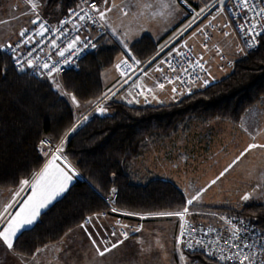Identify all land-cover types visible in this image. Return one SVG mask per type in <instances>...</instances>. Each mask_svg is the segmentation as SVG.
Wrapping results in <instances>:
<instances>
[{
  "label": "trees",
  "instance_id": "trees-1",
  "mask_svg": "<svg viewBox=\"0 0 264 264\" xmlns=\"http://www.w3.org/2000/svg\"><path fill=\"white\" fill-rule=\"evenodd\" d=\"M79 1L49 0L48 7L58 6L64 15ZM190 1L199 5L211 0ZM182 22L161 40L143 34L127 51L143 61L148 59ZM127 51L111 34L99 35L94 48L83 54L77 66L60 75L63 89L80 102L98 101L107 90L103 72ZM16 68L6 48L0 47V69H6L0 72V189H14L21 180H30L45 164L42 139L58 142L73 128L63 152L81 175L14 244L16 253L30 256L62 239L87 217L114 213L112 207L135 214L183 210L186 195L176 183L151 172L139 173L133 162L147 144L188 130L191 122L221 119L236 123L263 100L264 35L256 49L234 61L229 74L177 101L134 105L108 98L107 114H89L78 122L81 112H76L51 78L18 72ZM113 188L117 196L109 204L106 199ZM204 209L237 213L264 225V202ZM186 255L193 264H224L201 252Z\"/></svg>",
  "mask_w": 264,
  "mask_h": 264
},
{
  "label": "rangeland",
  "instance_id": "rangeland-1",
  "mask_svg": "<svg viewBox=\"0 0 264 264\" xmlns=\"http://www.w3.org/2000/svg\"><path fill=\"white\" fill-rule=\"evenodd\" d=\"M174 1L176 2L177 5H179L178 0H174ZM48 2L49 0H39V7L37 8L36 12L39 14L42 21L47 22L52 26H57V24H59L62 21L66 13L64 15L61 14L58 6L48 7ZM82 2L83 0H80L76 6L70 7L69 9L77 7ZM174 10L175 11L173 15L177 16L179 13L178 11L179 9L177 10L174 8ZM183 12L186 18V13L184 10ZM33 19H36V14L31 13V9L29 8L25 0H0V21H3V23H0V47L5 49L8 44L14 42L20 36L19 33L32 24L30 23V21ZM104 30L108 31L106 27H104ZM94 35L96 34H93V36ZM170 35L171 33L169 34V36ZM195 36H199V35H195ZM166 39L161 43V45L165 43ZM191 39L192 37H190L189 43L194 46ZM202 39L206 41L205 38L202 37ZM237 46L238 48L235 50L236 54L234 55L235 56L234 59L236 57H239L240 55H238V53L240 54L243 51L242 48L239 46V44ZM194 49H195V53H197L196 55L198 57L200 56L202 60L205 61L207 67L206 70H208L209 76L211 79L214 80V82L226 75L227 72L224 71H230V70L232 71L234 66V62L232 63L233 58L232 56H230L231 57L230 59L227 58L226 56L227 53L221 47L220 44H216V43L212 44L211 42L207 44V48L201 46L197 48L194 46ZM243 52L244 54L247 53L245 51ZM129 56H133L134 58L139 59L136 56H134L130 51H127L126 54L120 57L119 60L116 62V64H114V66H116L117 68V71H118L117 65L119 64V62L125 58H129ZM209 57L210 60L214 62L213 65H211L213 73L210 71L208 65ZM227 59H229L230 62ZM114 66H112L110 69L106 71L105 77L107 75L115 76L112 69ZM61 74L62 73L58 72V73H54L53 75L55 76L56 80L59 81ZM139 75H145V74H139ZM122 78L123 76L121 75V77H119L117 81V84L112 88H110V86H108L105 81L104 84L107 89L105 94H108L110 91L114 90L122 81ZM51 80L53 79L51 78ZM160 82H162V76L159 74V76H157L156 78V81L151 80V83H149L147 87L139 86L135 90V93L136 94L143 93L144 94L143 96H150V94H152L151 92H153V89L151 87L152 86L156 87L157 84ZM59 84L61 86L60 89H57V87L56 89L74 107L76 112L78 113L81 112V115L78 118L77 122L84 119L85 117H88L89 114H96L97 112L100 113L98 109L100 107H102L103 109L106 107V101L108 98L117 99L116 98L117 96H123L124 93L127 94L128 92L127 90H129V92L133 94V90L135 89V88L134 89L130 88V86H125V84L123 83L119 85V87L115 91L110 93L102 102H100V100L104 98L106 95H104L101 99H99L94 103L80 102L79 100H77L79 102V106H77L76 104H73L70 98L72 94L66 92L63 89L60 81ZM164 85L165 88L171 87L169 86V84L166 83H164ZM143 88L144 89L151 88V91H148L147 89L144 90ZM171 92L176 95V92H173L172 90ZM64 93H68L70 95H65ZM180 95L183 96V94L179 93V96ZM254 110H257L258 116H261L259 114H262L261 118H263L264 113H262L263 112L262 108L255 107ZM216 120H220V121H213V122L211 121L208 123L191 122L189 123L190 127L188 130H185L177 134L179 136L177 137V139H172L171 137L163 140L150 142L149 144H147L142 155L136 158L133 162V168L139 173L151 172L158 176L160 175L159 173H162L165 176L168 177L173 176L174 178H177L180 181H182V183L185 185V189H186L185 193H187V197H186L187 200L192 198L193 196H196L197 193H199L200 194L199 201L194 202L192 205H188L189 213H190L189 218L191 217L193 218V216L195 215V211H200L202 212L203 215L193 220L205 221V222L207 221L212 224L218 222L219 219L216 217L214 211L204 209L206 206L240 207L248 201L264 202V187H263L264 148H259L257 150L256 147L254 149H251L239 161L233 164L232 161H235L237 159L236 157H238L239 153L236 148L227 152H226L227 149L230 150L232 148H228V147H226L227 149L223 148L224 144L227 142L230 136L228 138L226 137L225 139L226 142H222L223 141L222 136L225 135L226 133L223 134V132H221V127L222 124H224L227 120L226 121L221 119H216ZM227 122L230 123L231 121H227ZM238 122L236 123L231 122V123L237 126ZM197 137H201L202 139L198 141ZM49 140L53 144H58L61 139L58 142H55L51 139ZM173 141L174 142L180 141L179 144L175 145V147H178L179 152L183 153L181 158H179V155L176 153V151L172 149ZM195 141H198L199 143L197 145V149L195 150V153L193 154L191 148H192V144L195 143ZM65 143H64V147H65ZM49 158H50L49 156L45 155V161H47ZM225 162H230V164H224ZM229 165H232V167L229 168ZM225 169H228V171L225 172ZM222 172H224L223 176L220 175ZM217 174L220 175L218 176L219 179L216 178L215 179L216 182L212 183L214 179L211 178L212 177L215 178ZM31 180L32 178L29 181ZM246 194L250 195V199L247 201L242 199V197ZM3 199H0L2 200L1 202L4 201ZM111 209H113V207ZM161 212H178V211H161ZM99 214H103V213H99ZM152 214L154 213L138 214V217L136 218L138 223L137 226L134 227L135 228L139 227L140 231H133V229H135L134 227H131L130 231L129 229L128 231L125 230V228L117 229L119 233L121 231H127L128 233L131 232L135 233L133 234L135 238L132 239V241H130L129 243H127V247L117 250L116 253V259L118 261L117 264H193L191 263L189 257L184 253L183 255L185 259L182 261L180 256V251H178V249L180 248L177 243V228L179 226L180 219L175 216L162 217V216H155ZM96 215L97 214L92 216H96ZM117 218L118 219L112 218V220L121 221V219H123L122 217H117ZM142 221L143 222L148 221V223L144 224V229H143ZM105 235L106 234L102 235L103 238L107 237L108 239V236ZM64 237L55 243L61 242L62 240H64ZM130 237H132V235ZM16 256L21 260L17 262H13L12 258H15ZM0 264H36V261L32 259V255L30 256L22 255L16 253L13 249L8 250L5 246L0 245ZM49 264H53L52 261H49Z\"/></svg>",
  "mask_w": 264,
  "mask_h": 264
},
{
  "label": "built area",
  "instance_id": "built-area-1",
  "mask_svg": "<svg viewBox=\"0 0 264 264\" xmlns=\"http://www.w3.org/2000/svg\"><path fill=\"white\" fill-rule=\"evenodd\" d=\"M178 3L186 13V18L182 24L148 59L143 61L136 59L133 56H129V58L121 60L118 64V71L123 76V78L119 85L128 83L133 76L146 74L152 67H154L162 76L163 84H169V86H171V90L175 86L177 88V95L182 92L183 95L188 94L196 89L204 88L214 82V80L210 78L208 70H206L207 67L205 61L202 60L200 56L198 57L196 55L197 53H195L194 46L189 43L190 37L199 35L206 40H209L212 37V33L216 30L217 20L220 18H223L225 25L232 29L237 38L239 46L245 52L256 49L260 43L261 36L264 35V24L259 23L261 17L255 16V13L259 11V8L264 7V5L259 3H257L256 8H254L252 11H248L246 15L243 5L240 4V0H225L224 5H220L219 0H211L207 4L199 5H196L190 0H178ZM78 6L71 8L66 12V15L63 17L62 21L67 20V23L61 24L60 22L57 24V26H52L49 23L41 20V22L45 24L46 28L52 29L51 32H46L44 36H36L35 32L38 30L39 25L31 24L26 28L29 31L25 37L19 36L14 42L11 43L13 46H15L18 42L20 43L21 46L16 49V55L24 64L25 71H28L30 74L40 78H48L46 71L42 68H37L34 72L33 69L27 67V60L31 59L34 64L39 63L41 65L43 63L52 64L54 61H58V67L61 69L59 73H63L66 70L77 66L83 54L94 48L93 45L95 46L97 36L108 32L104 30V27H101V24H103L102 21L98 19V16L95 12H92L88 9V6L84 0ZM80 7H83L85 11H88L89 15H92L95 18V22L93 20L87 19L85 21H81L78 19V17L71 14L73 10L79 11ZM218 8H222L224 11L218 13ZM202 9L204 10L203 12L201 11ZM253 17H255V22L258 23V27L255 29V31L260 32L261 35L256 37L254 42L255 46L249 48L246 47L245 41L249 40L251 34L246 35L245 33H242L238 25L244 24L245 20L252 19ZM58 28H63V33L56 31ZM93 34L96 35L93 36ZM29 35L33 37V43L24 45L23 40ZM53 36L57 38V48H52L49 43ZM77 36L79 37V40L77 41L76 47L65 52V57L68 60V63H65V58L60 57L57 53L60 49L67 48V45L71 43ZM33 49L34 51H32V55L27 56V53ZM6 51L12 56V54L8 51L7 46ZM124 61H126V63H123ZM136 61H139V63H136ZM162 61H164V63H161ZM197 62L203 65V69L197 66ZM172 67L177 68V72H173ZM185 68L188 69V72L186 73L183 72V69ZM177 74L181 76V79L192 82L183 85L180 84L179 81H175V76ZM169 78H172L174 83H168ZM205 80L208 81L207 84L203 83ZM119 85L114 90L110 91L104 98H102L100 102H102L110 93L115 91ZM105 113H108L107 107L104 108L103 112H97L96 114L105 115ZM42 140L50 141L48 138H43ZM113 189H115V192L112 191ZM113 189L106 199L109 204L115 201L117 196V189ZM215 215L219 219V221L215 224L207 221H194L195 219L193 220L192 217L189 218L190 214L185 216V220L189 224L194 225L197 229L204 230L203 232L191 234L186 233L185 239H201L202 243L208 244L207 249H197L194 252L184 247L182 244H178L179 248L182 249L185 255L200 252L204 254L207 252H214L216 253V256H208L212 257L218 262H221L217 259V256L220 254L219 248L224 247L226 253L229 250L226 241H220L217 243L216 237H227L231 229V224H236L237 227L243 229L241 232V238L243 239L244 236H247V242L249 244L255 245V248L253 249L254 251L264 254L261 247L264 245V225L257 224L250 219L233 212H215ZM220 217H225L227 220H230L231 224L226 223L225 220H221ZM182 223H184V221L180 220L178 235L181 231L180 225ZM209 227L215 229V231L205 235L204 233L207 232ZM232 251H235V248H233ZM221 263L233 264L232 261Z\"/></svg>",
  "mask_w": 264,
  "mask_h": 264
},
{
  "label": "snow or ice",
  "instance_id": "snow-or-ice-1",
  "mask_svg": "<svg viewBox=\"0 0 264 264\" xmlns=\"http://www.w3.org/2000/svg\"><path fill=\"white\" fill-rule=\"evenodd\" d=\"M25 2L28 4L29 8L31 9V13L36 14V19H33L30 21L32 24H38L39 28L35 32L36 36H44L46 32H51L52 29L46 28L45 24L41 22V17L36 12L37 8L39 7V0H25ZM84 2L87 4L88 9L92 12H95L98 16V19L100 21L106 20V14L107 12H111L113 8L118 7L114 0L110 4V0H84ZM100 3L108 6L106 8H101ZM257 3L264 5V0H240V4L243 5V8L245 10V15L248 11H252L254 8H256ZM131 7H135V4L132 3V0H130ZM220 5L225 4V0H219ZM165 8L168 7L167 4L163 5ZM79 7V6H78ZM131 7L129 8V11H131ZM120 11L127 16L129 14V11H125L124 8H121ZM204 11L203 9L201 10ZM218 13L223 12L224 9L218 8ZM72 15L78 17L79 20L85 21L87 20H93L95 22V18L92 15H89L88 11H85L83 7H80L79 11L73 10L71 13ZM256 17H261L260 24H264V7H260L259 11L255 13ZM68 21H61V24L67 23ZM0 23H3V21H0ZM107 26L106 24H101V27ZM242 33L251 34L249 37V40L245 41L246 47H254V42L256 40V37L261 35L260 32L255 31V29L258 27V23L255 22V17L252 19L245 20L244 24L238 25ZM28 29H24L19 33L21 37H25L28 33ZM56 31H59L63 33V28H58ZM113 35H116L115 30L112 32ZM225 35H228V33H225ZM119 38V37H117ZM79 40V37L77 36L71 43L67 45V48H62L58 51V55L64 59L65 63H68L67 58L65 57V52L74 49L76 47L77 41ZM57 38L53 36V38L49 41L52 48H57ZM251 41V42H249ZM33 43V37L27 36L26 39L23 40V44L27 45ZM38 43V41H37ZM123 43V42H122ZM21 45L18 42L15 46L12 44L7 45L8 51L12 54V60L15 66H17L16 70L18 72H24L25 66L21 62V59L16 55V49L19 48ZM94 47V45H93ZM124 47H127V44L124 45ZM205 48H207V45H204ZM32 51L30 50L27 53V56L32 55ZM134 59V58H133ZM123 63H126L124 61ZM136 63H139V61H136ZM161 63H164L162 61ZM59 62L54 61L52 64L49 63H43L42 65L39 63L34 64L31 59L27 60V67L34 70L37 68H42L46 71V75L53 79V81L56 83L57 89H60L59 81L56 80L54 73H58L61 71V69L58 67ZM197 66L203 69V65L199 64L197 62ZM119 67V65H117ZM171 67V65H170ZM6 71V69H0V72ZM173 72H177V68L172 67ZM183 72H188V69H183ZM175 81H179L180 84H186L191 83L192 81H186L181 79V76L177 74L175 76ZM168 83L172 84L174 83V80L172 78L168 79ZM204 84H207L208 81L205 80L203 82ZM135 86V85H134ZM157 86L160 89L164 88V84L162 82L158 83ZM146 87V86H145ZM148 91H151V89H147ZM173 92H177V88L174 86L172 88ZM65 95H70L68 93H64ZM183 94V92L181 93ZM107 95V94H105ZM73 104H76L79 106V102L77 101V98L75 95L70 96ZM155 98V97H153ZM89 103H92L91 101ZM131 103V101H129ZM100 112H103L104 109L100 107L98 109ZM87 119V117H85ZM72 131H75V128L69 130L68 133L65 134L63 138H61L60 142L58 144H53L48 140H42L41 141V151L50 158L45 163L44 167L38 172L35 173L32 177V180L29 181L27 179L21 180L20 185L21 187L13 194V200L9 203L5 204L2 211H0V221H3L2 224H0V245L5 246L8 250H12L14 247V244L19 240V237L23 235V233L26 230L33 229L36 223H38V218L40 217L42 210H45L48 208V206L55 201L58 197H60L63 193H65L69 187V182L72 180L73 176L69 174V172H72L71 166L66 163L67 157L63 156V149H64V143L69 135H71ZM245 131H248L247 128H245ZM264 131V130H261ZM258 134L255 131L249 132V135L252 136L253 139H255V135ZM264 148V144H250L247 149H245L244 152L240 154L239 157L235 161H233V164H235L237 161H239L244 155H246L247 152H249L253 148ZM62 161L64 162V167H61L59 164L56 163V161ZM232 165H229V168H231ZM65 168L68 169V171L65 170ZM228 169H225V172H227ZM74 174V173H73ZM221 176L224 175V172L220 174ZM219 179V177H217ZM216 181H212V183H215ZM24 186H30L31 195L27 197L26 200L23 201L22 205L19 207V210L16 211L14 214L9 212V209L13 207V205L16 203V197L20 195V193L24 190ZM115 192V189L112 190ZM200 194L197 193L196 196H193L192 198L188 199L186 201V206L183 208L182 211L178 212H159L154 213L152 215L155 216H175L178 217L181 221H184L180 225L181 231L177 237V243L182 244L184 247L192 250L193 252L197 249L204 250L207 249L208 244L202 243L201 239H185L186 233H196V232H203V229H197L194 225L189 224L185 220V216L190 214L189 213V207L188 205H192L194 202L199 201ZM243 200L247 201L250 199V195L246 194L242 197ZM113 211H117L115 208L112 209ZM125 215H136L135 213H124ZM5 215H7V219H5ZM103 214H97L96 216H90L85 219V221L80 225L81 228L84 229L85 234L88 237V240L90 241L91 245L95 249V252L98 256H105L107 253L111 252L113 249L118 248L121 244H123L124 240H126L129 236V233L127 231H121L119 233L120 236L123 237V239L117 238L115 241H112L110 239H104L102 236V231L105 234H108L112 237H117V231L111 230L109 231L108 227L105 225L94 223V220H98L99 216ZM143 218V217H142ZM221 220H225L226 223L231 224L230 220H227L225 217H220ZM120 224V222H117ZM243 223V222H241ZM91 225L92 231H89L88 226ZM121 228H127L128 225H122L120 224ZM133 231H140V228L137 227L133 229ZM215 231V229L209 227L207 229V232L204 234L207 235L208 233H211ZM243 229L237 227L236 224H231V229L229 231V235L227 237L224 236H217L216 242L219 243L220 241H226L228 246V252H225L224 247L219 248V255L217 256V259L221 262H227L232 261L233 264H264V254L258 253L254 251L255 248L254 244H249L247 242V236H244V238H241V232ZM262 247V252H264V245ZM47 248V246H45ZM235 248V251H232V249ZM45 249H37L36 252L32 254V259L36 261V264H40L38 260H36V257L38 254L42 253ZM247 250V251H246ZM59 251V249H58ZM180 251L181 260L183 261L185 259L183 255L182 249H178ZM207 255L210 256H216V253L214 252H207ZM259 257V258H258Z\"/></svg>",
  "mask_w": 264,
  "mask_h": 264
},
{
  "label": "crops",
  "instance_id": "crops-1",
  "mask_svg": "<svg viewBox=\"0 0 264 264\" xmlns=\"http://www.w3.org/2000/svg\"><path fill=\"white\" fill-rule=\"evenodd\" d=\"M112 2L113 0H110V4ZM114 3L118 7L113 8L111 12H107L106 20L103 21V23L107 25L105 27L108 29L109 34H111L123 47L125 44H127V47L126 48L124 47L126 51L128 50L130 44L134 42L136 39H138L140 36H142L143 34H148L155 40H161L166 35L167 32H170L173 29V27L175 28L176 26H178L182 21H184L185 18L183 9L179 5H177L174 0H132V3L135 4V7H131L130 0H114ZM164 4H167L168 7L165 8L163 6ZM100 6L101 8L108 7L102 3H100ZM130 7H131V11H129ZM121 8H124L125 11H129V14L125 16L120 11ZM174 8L177 10L179 9L178 10L179 13L177 16L173 15L175 11ZM113 30H115L116 35L112 34ZM225 33H228V35H225ZM191 41L193 42L194 46L197 48L199 46L204 47V45H207L208 43L211 42L212 44L215 43L220 44L221 47L226 51L227 58L230 59L231 58L230 56H232L233 58L232 63L236 59L242 57L243 56L242 54H244V52L242 51L240 54L238 53V55L240 56L234 59L235 57L234 55L236 54L235 50L238 48L237 38L234 32L232 31V29L225 25L223 18L217 20V28L212 33V37L209 40L204 41L202 37L194 35L192 36ZM229 59L227 60L229 61ZM213 63L214 62L210 60L209 57L208 65L212 73L213 71L211 65H213ZM112 69L115 76L107 75L105 77V73L108 69H106L102 74L103 82L105 83L106 81L107 85L110 86V88L115 86L117 84L119 77H121V75L117 71L116 66H114ZM224 72H227L226 73L227 75L231 72V70ZM158 73L159 72L154 67H152L150 71H148L147 74L145 75L133 76L128 83H124L125 86H130V88L133 89L135 88L134 90L132 89L133 94L130 93L129 90H127L128 91L127 94L124 93L123 96H117L116 98L126 103H129V101H131V103L129 104H134V105L164 104V103L177 101L179 98H181V95L179 96V94L178 95L173 94L171 92V89L167 87L160 89L157 86L156 87L152 86L151 88L153 89V92H151L152 94H150V96H143L144 94L140 92L139 93L141 95L135 93V90L139 86L147 87L148 84L151 83V80L156 81L157 76H159ZM146 89L147 88H145L144 90ZM255 107L262 108L263 112L262 111L261 112L264 113V99L258 102L254 107L248 109L244 113L240 121L237 123V126H235L231 122L230 123L227 122L226 120H225L226 122L224 121L225 123L222 124L221 132H223V134L226 133L225 135H223L224 138L222 136V140H223L222 142H226L225 141L226 137L228 138L230 136L227 142L225 144L223 143L225 146V147L223 146V148L226 147L232 148L230 150L226 148L227 149L226 152L236 148L239 153L238 154L239 157L240 154L244 152L245 149L248 148L250 144L259 145L264 143V131H261L264 130V115L263 118H261L262 114H259L261 116H258L257 110H254ZM213 121H220V120H213ZM245 128H247L248 131H245ZM252 131L258 133L255 135V139H253L252 136L249 135V132ZM177 137L179 136L176 134L172 137V139H177ZM197 139L198 141H200L202 138L197 137ZM198 141H195V143L192 144L191 151L193 152V154L197 149V145L199 143ZM179 142L173 141L172 149L176 151V153L179 155V158H181L183 153L179 152L178 147H175V145L179 144ZM258 149L259 147H257V150ZM56 163L59 164L61 167H64V162L58 160L56 161ZM66 163L69 164L71 166V169L73 170L72 172H69V174L73 176L72 180L69 182V187H70L77 179L81 178V175L78 172V170L75 168V166L68 159ZM224 164H230V162H225ZM65 170L68 171L67 168H65ZM159 174H160L159 176H161L163 179H167L176 183L182 189V191L187 197V193H185L186 190L185 185L182 183V181H180L177 178H174L173 176L168 177L163 175L162 173ZM218 176L220 175L217 174L215 178L212 177L211 179L215 180ZM20 187L21 185L14 189H8V190L0 189V199H3L4 197L3 200L5 201V202L4 201L1 202L2 200H0V211H2L5 204L13 200V194ZM64 194L65 193H63L61 196H63ZM30 195H31L30 186H24V190L20 193L18 197L15 198L16 203L13 205L12 208L9 209V212L14 214L16 211H18L23 201L26 200L27 197ZM60 197H58L57 199H59ZM124 213H128V212L115 211L114 213H103V215L99 216L98 220H94L93 222L107 226L109 231L113 229H115L116 231L117 229H121L120 224L128 225V227L125 228V230L128 231L129 229L130 231L131 227L137 226L138 222L136 218L138 217V214L125 215ZM202 215H203L202 212L195 211V215L193 216V219H197ZM117 217H122L123 219H121V221L112 220V218L118 219ZM5 219H7V215H5ZM117 222H120V224H118ZM2 223L3 221H0V224ZM145 223H148V221L142 223L143 229ZM88 228L89 231H92L91 226H88ZM178 230H179V226L177 228V235H178ZM103 234L105 233H103L102 231V235ZM117 234H118L117 237H112L108 234H106L105 236H108V239L112 241H115L117 238L123 239V237L119 235L118 231ZM133 234L135 233L133 232L129 233L128 238L124 240L123 244H121L118 248L113 249L105 256L101 257L96 254L95 249L91 245L87 235L84 232V229L78 226L77 228L70 230L64 237V240H62L61 242L48 245L47 248L43 247L42 249L45 250L37 255L36 260H38L40 264H49V261H52L53 264H117L118 263L116 259L117 250L127 247V243H129L130 241H132V239L135 238ZM131 235L132 237H130ZM104 239H107V237H104ZM20 260L21 259L18 258L17 256L15 258H12L13 262H17Z\"/></svg>",
  "mask_w": 264,
  "mask_h": 264
}]
</instances>
